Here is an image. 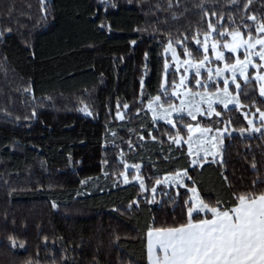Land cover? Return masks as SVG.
Listing matches in <instances>:
<instances>
[{"label": "trees", "instance_id": "trees-1", "mask_svg": "<svg viewBox=\"0 0 264 264\" xmlns=\"http://www.w3.org/2000/svg\"><path fill=\"white\" fill-rule=\"evenodd\" d=\"M244 2L0 0V264H148V231L186 222L188 193L172 186L167 192L174 197L159 192V201L149 203L138 182L116 178L127 163L140 165L149 190L156 179L187 168L192 181L186 183L195 182L210 205L264 181V136L241 135L247 122L235 107L218 108L224 118L216 122L198 119L211 126L231 121L234 129L224 136L219 159L203 167L190 166L185 143L170 146L167 132L175 130L154 124L146 109L161 93L168 39L186 36L201 59L196 31L201 38L207 21L216 23L213 12L225 17V27L229 17L239 25ZM251 8L259 19L264 0ZM251 94L264 107L256 85ZM117 104L119 111L129 105L123 119ZM85 106L91 116L81 111ZM189 122L185 116L181 124ZM181 135L187 137L186 129ZM254 190L264 191V183Z\"/></svg>", "mask_w": 264, "mask_h": 264}, {"label": "snow or ice", "instance_id": "snow-or-ice-1", "mask_svg": "<svg viewBox=\"0 0 264 264\" xmlns=\"http://www.w3.org/2000/svg\"><path fill=\"white\" fill-rule=\"evenodd\" d=\"M252 2L253 0H245L243 3L241 10L244 12V16L241 17L239 25L236 24L234 17H229V27H225V17L213 12L211 15L216 17V23H213L211 19L207 21V30L203 33L202 39L199 30L196 31L193 39L195 45L198 46L197 51L202 50L203 52L202 59L190 58L192 52L185 45L186 36L175 42L183 47L185 59L182 61L171 38L168 39L164 49L166 54L171 51L172 59L176 62V72L180 73L181 64L184 66V72L180 74L179 83L172 80L171 93L169 94V63L165 60L163 91L147 100V110L152 113L154 124L163 120L165 124L175 130L167 132L170 146L172 144L180 146L182 143L188 145V154L194 157L190 161L191 167H203L209 155L215 162L218 154L217 144L222 142L224 134L228 132L227 124H230L231 121L221 120V123L226 124L224 128L202 127L199 122L181 124L185 119V113L191 121H197L198 116L221 117V111H217L214 104L219 103L223 105L224 109H228L231 104L242 111L243 118L247 122V127L239 129L241 135L251 132L264 136V110L255 107L254 111H243L245 107L249 109L254 107V103L245 105L240 99L241 95L247 96L248 93L243 91L239 79H242L245 85L255 81L258 85L259 96L264 97V14L258 19L255 11L251 8ZM232 5L240 7L238 0H232ZM198 7L203 8V5H198ZM205 15L207 16L208 13L205 12ZM100 27L111 29V25L101 24ZM7 31H11V29ZM0 35H3V32H0ZM132 44L135 45L136 41L133 40ZM210 50L214 61L210 60ZM241 52L243 58H241ZM226 53L232 55L226 56ZM214 62H218L216 67L209 66ZM220 64L223 66H219ZM249 68L255 69V73L250 74ZM202 70L207 73L206 79L211 84L218 85L221 80L223 82L222 89L215 87V99L213 93L207 91L209 84L202 82ZM190 72L193 73L197 88L205 89V91L193 92L186 87L187 74ZM230 84L235 86V94L230 91ZM143 86V81H141L142 89ZM181 88L184 89L183 92L179 91ZM173 98L179 99L180 104L176 105L171 102ZM205 103L207 104L206 109L201 107ZM120 107L117 104L116 115L123 119L119 111ZM123 108L128 109L129 105L124 104ZM81 111L86 115H92L87 106L81 108ZM139 111L140 109H137V114ZM173 114H175V119ZM31 115L36 116L35 110ZM256 119L259 120V126L256 124ZM183 129L187 131L186 140L181 135ZM213 132L215 135H212ZM194 133L196 134L195 140ZM147 136L153 141L158 139L152 134V131H147ZM144 139L145 134L141 132L139 140L144 141ZM194 142L197 145L195 150L192 147ZM129 147H132L131 141H129ZM220 163H223L222 159ZM134 167L139 172L140 165ZM252 167L255 169L257 165L253 163ZM127 168L128 165H125V169ZM120 175L123 176L125 184L130 183L126 173H120ZM224 178L227 179L226 176ZM132 179L138 182L141 192L149 191L142 175L137 174ZM186 181H192V176L189 175L187 168L167 173L163 180L156 179L151 186L150 191L153 194V199L158 191V186L162 184L175 185L177 189H186L185 194L191 193V196L184 201L186 222L176 226L149 230V253L152 264H264V191L257 193L254 190L257 183H264V181H254L251 191L234 192V199L230 202L217 199L215 205L205 203L200 198L195 182L188 184ZM177 195H180L179 191H177ZM139 203V199L133 200L130 206L138 207ZM53 207H56L55 203H53ZM201 213L204 215L201 216ZM10 239L12 246L15 247V239Z\"/></svg>", "mask_w": 264, "mask_h": 264}, {"label": "rangeland", "instance_id": "rangeland-1", "mask_svg": "<svg viewBox=\"0 0 264 264\" xmlns=\"http://www.w3.org/2000/svg\"><path fill=\"white\" fill-rule=\"evenodd\" d=\"M202 38H203V36H201V39H202ZM175 42H176V41H175ZM175 42H174L175 50H176V52H177V54H178L180 60L182 61L183 59H185V57H184V50H183V47L177 45ZM210 43H211V40H210ZM194 44H195V43H194ZM166 46H167V45H166ZM166 46H165V47H166ZM195 46L198 47L197 45H195ZM164 49H165V48H164ZM231 55H232V54H230V53H226V56H231ZM163 56H164V63H165V60H167L168 63H169V68H168V81H169V82H172V80L174 79L177 83H179L180 74L184 72V66H183V64H181V66H180V73H177V72H176V62L172 59V53H171V51H169L167 54L165 53V51H163ZM209 57H210V60L214 61V56H212L211 50L209 51ZM190 58L198 60V58H195L193 55H192V57H190ZM202 58H203V56H202ZM202 58H201V59H202ZM241 58H243V56H242V52H241ZM257 60H258V58H257ZM217 63H218V62H214V63L210 64L209 66H211V67L214 68V67L217 66ZM219 66L222 67L223 65L220 64ZM248 71H249L250 74H254L256 70L253 69V68H249ZM164 72H165V70H164ZM164 72H163V76H162V79H161V86H160V91H161V92L163 91L162 84L164 83ZM226 75H227V74H226ZM206 77H207V73H206L204 70H202V82H203V83H208V84H209V87L212 86L213 84H211L210 82H208L207 79H206ZM213 80H215V77H213ZM141 81H144V78H142ZM239 82H240L241 85H242V89H243V91H245V92L248 93L247 96H245V95H243V97L240 96L241 102H242L243 104H245V105H251V103H258V102H259V104H257L258 106H257V105H254V107H252L251 109H249L248 107H245V108L243 109V111H254V108H255V107H260L262 110H264V107H263V103H262V102H260V101L255 102V100H251V96H253L251 93H253V90H254L255 85H256L257 97H259V98H261L262 100H264V97H260V96H259L258 85L256 84V82H255V81H251V82L248 83L247 85L244 84V81H243L242 79H239ZM253 84H255L254 87H253ZM168 85H169V84H168ZM186 87L189 88V89H191V91H193V92H196V91H205V89L197 88V86L195 85V79L193 78V73H191V72L187 74ZM215 87H219V88L222 89V88H223V82H222V80H221V82H220L218 85H213L211 88H208V89H207V91L213 93V98H214V99H215V95H214V93H215ZM179 91L183 92L184 89L181 88V89H179ZM230 91L233 92V94H235V86H234V85H231V84H230ZM168 93H169V94L171 93V89H170V88H168ZM162 99H163V97H162ZM171 102L175 103L176 105H179V104H180V100L177 99V98H173V100H172ZM165 106H167V105H165ZM201 107L206 109L207 104L205 103V104L202 105ZM214 107L217 109V111H219L218 108H220V107H221L222 109H224V108H223V105H221V104H219V103L214 104ZM229 107H234V105H231V104H230ZM146 109H147V102H146ZM123 111H126V109L123 108V110L120 111V113H121L122 116H123ZM237 111L240 112V113L242 114V111H241V110L237 109ZM148 112H149V114H150V116H151V118H152V113H151L150 111H148ZM242 115H243V114H242ZM256 115H257V117H258V113H257ZM185 116H186V113H185ZM221 117L224 118V116H222V113H221ZM173 118L175 119V114H173ZM199 118H208L210 121H214V122H216L217 120H219L220 117H215V116H213V117H210V118H209V117H207V116H198V119H199ZM198 119H197V121H198ZM190 120H191V119H190ZM160 121H163V120H160ZM197 121H191V123L195 124V123H197ZM163 122H164V121H163ZM258 123H259V120L256 119V124H257V126H259ZM201 126H202V127H213V128H214V127L224 128V127L226 126V124H223V125H222V124H218V125L214 124L213 126H211L210 124H205V125H204V124H201ZM227 127H228V132L225 133L224 136H225V135H228V134H231V133L234 132L233 128H231L230 126H227ZM212 135H215V133L213 132ZM224 136H223V138H224ZM193 137H194V140H195V137H196V134H195V133L193 134ZM223 138H222V142L217 144L216 151H217L218 154L216 155V158H215V159H219V157H220L219 155L221 154L220 152H221V148H222V146H223V142H224ZM186 139H187V137H185V140H186ZM185 145H186L187 150H188V145H187L186 143H185ZM192 147H193V150H195V149L197 148V145H196L195 142L193 143ZM188 155H189V154H188ZM201 155H203L202 152H201ZM193 158H194L193 156H190V155H189V161H191V159H193ZM208 158H211V159H212V156L209 155ZM212 160H213V159H212ZM125 165H128V168H127V169H125ZM125 165H123V170H121V171L119 172V174L117 175L116 178H117L118 180H120L121 183L123 184V183H124V182H123V176H121L120 173H126V174L129 176V180H130V182H133V181L136 182V181L133 180L132 178H133L134 176H136L137 174H139L140 169H139V172H138L137 169L134 167L135 164L127 163V164H125ZM164 177H165V176H164ZM164 177H162V178H160V179L163 180ZM172 186H173V188H175V185H171V186H170V185H168V184H162V185L158 186V191H157V193L155 194V198H154V199H153V194H152L151 192H149L150 190L147 191V192H142V193H141V196L144 197L143 200H146L147 202L151 201L152 203H155L156 200L159 201V200H158L159 192L166 193L169 197H171V196L174 197L172 194L168 193V192H169L168 189L171 188ZM167 191H168V192H167ZM146 193H147V195H146ZM175 193H177V189H175ZM145 196H147V197H145ZM190 196H191V193L189 192V193H188V198H189ZM201 199H202V198H201ZM201 214L204 215L203 213H201Z\"/></svg>", "mask_w": 264, "mask_h": 264}, {"label": "crops", "instance_id": "crops-1", "mask_svg": "<svg viewBox=\"0 0 264 264\" xmlns=\"http://www.w3.org/2000/svg\"><path fill=\"white\" fill-rule=\"evenodd\" d=\"M208 159H211V158H208ZM146 245H147V262H148V264H152V260L150 258V253H149V237H148V233L146 235Z\"/></svg>", "mask_w": 264, "mask_h": 264}]
</instances>
